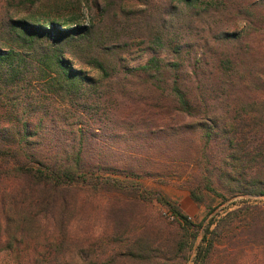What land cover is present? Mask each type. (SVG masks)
I'll list each match as a JSON object with an SVG mask.
<instances>
[{
    "label": "trees",
    "instance_id": "16d2710c",
    "mask_svg": "<svg viewBox=\"0 0 264 264\" xmlns=\"http://www.w3.org/2000/svg\"><path fill=\"white\" fill-rule=\"evenodd\" d=\"M101 1L113 2L92 0L98 9ZM181 1L192 10L190 16L200 17L232 0ZM81 3L6 0L0 15V179L12 183L0 193V202L12 247L15 250L19 236L31 237L32 248L23 249V256L29 250L27 264H52L53 252L57 255L56 250L70 240L68 227L81 215H101L106 235L113 239L124 232L123 241L130 243L133 239L126 232L134 222L123 206L131 202L147 207L156 199L170 210L174 229L162 235L159 246H143L139 238L132 241L130 254L151 264H188V251L200 238L195 264H207L232 229L231 215L238 209L218 213L204 225L215 210L207 205L206 217L196 223L175 201L134 180L141 176L136 167L107 158L103 138L119 133L100 122L110 116L120 95L130 98L127 85L136 80L151 92L155 106L163 110L167 101L172 111L197 121L193 127L187 123L179 127L200 130L195 161L202 167L197 187L191 190L194 200L203 203L204 190L223 201L239 194L263 196L264 70L252 59L251 44L264 41V16H250L249 25L256 22L252 31L210 27L206 53L194 55L190 72L184 56L193 53L188 34L186 38L170 33L164 26L148 41L153 54L147 62L124 70L123 84H115L121 71L103 56L116 48L111 42L99 45L102 55L77 60L75 52L87 49L95 38V23L85 24ZM234 8L239 14V7ZM152 33L151 29L148 36ZM161 49L170 51L173 59ZM214 102L224 111L220 113ZM133 116L138 118V134L126 133L128 140L137 136L147 142L164 133V125L150 126L152 116L144 112ZM114 191L123 194L90 205L88 199ZM48 221L56 222L58 229L46 234ZM52 236L56 241L51 242ZM88 264L107 263L92 258Z\"/></svg>",
    "mask_w": 264,
    "mask_h": 264
},
{
    "label": "rangeland",
    "instance_id": "374dc122",
    "mask_svg": "<svg viewBox=\"0 0 264 264\" xmlns=\"http://www.w3.org/2000/svg\"><path fill=\"white\" fill-rule=\"evenodd\" d=\"M77 1L82 2L81 12L85 24L89 21L95 23V38L87 49L80 47L81 49L75 52L77 60L85 56L88 61V55H102L99 45L105 41L111 42L116 48L104 53L103 56L121 71L115 84H123L124 70L147 62L153 54V48L148 41L151 35L161 28L164 29V26L170 33L179 32L184 37L186 33L188 34L189 38H186L193 46V53H184V56L187 64L185 68L190 72L193 68L191 62L194 61V55L206 53L205 43L207 39L212 38L210 27L213 30L231 32H241L246 27L252 31V26L256 22L249 25L250 16L255 19L264 16L263 0H232L226 2L225 6L221 5L217 11L204 13L200 17L197 14L190 16L192 10L186 9V5L181 0H113L110 5L107 1H101L100 9L93 5L92 0ZM5 4L6 0H0V15L3 14ZM231 5L239 7V14L238 9ZM187 22L189 25L183 28ZM151 29L153 33L148 36ZM159 51L168 59H173L170 51L163 49ZM251 53L259 70H264V41L253 40ZM139 84L136 80L129 81L126 95L130 98L126 99L125 95H120L115 109H111L108 113L110 116H104L103 121L100 122L101 125L114 127L116 129L114 132L119 133L117 137L103 138L102 145L107 158L117 164L128 163L136 167L141 176L134 177V180L175 201L196 223H200L206 217L207 205L214 207L215 210L206 219L204 225L218 213L238 209V212L231 215L232 229L225 232L207 264H264V195L239 194L223 201L221 197L204 190L202 191L204 202L194 200L191 190L197 187L201 176L200 167H202V164L195 161L199 149L200 130L194 133L192 128L183 130L179 127L186 123L193 124V127L197 121L191 117L183 118L175 110L172 111L173 108L167 101H164V109L161 110L154 105L155 98H152L151 92ZM215 106L220 107L218 108L220 113L224 111L220 103H215ZM257 108L258 105H254L253 109ZM143 112L145 116H152L150 126L153 129L164 125V133L149 138L147 142H143L137 136L128 140L126 133L138 134V118L133 115H142ZM7 185L12 186L10 180L0 179V193ZM121 193L107 192L101 197L88 200L90 205L104 204L109 202V197L112 195L118 194L117 196L120 197ZM123 209L129 213V218L133 217L131 221L134 222L126 234L133 239L132 241L139 238L138 242H142L143 246H159L162 235L165 237L174 229L175 219L170 210L156 199H153L152 205L149 204L147 207L130 202L124 205ZM44 224L46 234L58 229L56 222L48 221ZM105 226L101 215L93 218L83 215L75 217L73 225L68 227L72 234L70 240L73 238V242L65 240L63 246L56 250L58 254L53 252L52 264H88L92 258L105 261L107 264H151L130 254L128 247L132 245V241L130 243L123 241L126 235L121 234L124 232L112 239L111 235H106ZM66 235L67 232L59 238L63 239ZM35 237H38L37 234ZM11 238L6 229L0 202V264H27L29 250L23 256V249L24 247L31 249L29 244L35 242L30 239L31 237L19 236L14 242V250ZM51 240V242L56 241L53 236ZM200 241L199 238L194 247L188 251V264H195L196 248ZM167 250L168 248L164 246V251Z\"/></svg>",
    "mask_w": 264,
    "mask_h": 264
}]
</instances>
